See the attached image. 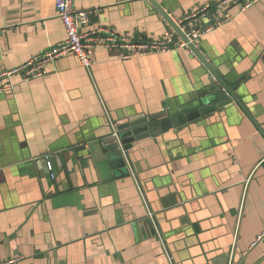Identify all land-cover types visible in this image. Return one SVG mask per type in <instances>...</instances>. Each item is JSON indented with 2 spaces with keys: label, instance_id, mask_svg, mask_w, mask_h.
I'll return each instance as SVG.
<instances>
[{
  "label": "crops",
  "instance_id": "obj_1",
  "mask_svg": "<svg viewBox=\"0 0 264 264\" xmlns=\"http://www.w3.org/2000/svg\"><path fill=\"white\" fill-rule=\"evenodd\" d=\"M156 1L176 23L206 6L204 27L231 16L198 49L264 132V0L224 14L222 0ZM74 7L93 12L83 33L160 40L170 28L149 0ZM65 39L56 0H0V73ZM93 60V79L68 54L42 78L14 75L0 95V263L170 264L171 255L174 264H264V246L251 247L264 229V137L252 121L232 105L136 142L130 165L143 202L132 174L118 177L100 149L79 159L75 149L106 138L111 123L180 110L198 100L210 75L187 49L126 60L99 49ZM60 153L67 159L57 160ZM47 156L52 173L37 164ZM171 198L177 204L164 208Z\"/></svg>",
  "mask_w": 264,
  "mask_h": 264
},
{
  "label": "built area",
  "instance_id": "obj_2",
  "mask_svg": "<svg viewBox=\"0 0 264 264\" xmlns=\"http://www.w3.org/2000/svg\"><path fill=\"white\" fill-rule=\"evenodd\" d=\"M74 1L75 0H56L57 16L63 23L66 32V39L55 47H51L43 53L33 57L25 65L11 71H4L0 73V95L5 93L6 84L10 82L14 75H21L24 82H30L32 80L42 78L48 74L50 67L53 66L59 58L68 54L74 55L78 59L80 65L85 68L91 79H93V54L99 49L116 53L119 59L123 60L135 57H144L151 53L167 52L177 49L190 50L188 44H193L198 48L199 42L207 33L228 23L231 20V16H224L223 18L218 19L216 22L208 24L204 27L202 25L203 20L210 10V6H206L201 10L187 15L181 22L177 23L179 29L188 40V43L179 37L172 27L169 28L164 37L160 40L138 39L133 41L127 38L118 37L115 33L109 30L83 33L82 28L90 23L93 12L91 10L75 9ZM261 1L262 0H222L217 5V9L223 14L228 8H236L238 11L244 12L247 9L257 5ZM190 52L192 53L191 50ZM106 114L108 116L107 111ZM111 129L113 136L117 139L119 145L123 149L116 130V126L112 123ZM122 151L128 163L131 174L135 179L143 202H145L141 188L138 185V181L132 173L128 156L124 150ZM45 159H48V156L45 157ZM49 170L52 173V167L50 165ZM54 177L55 176L52 174V179H54ZM147 209L149 213L148 215L150 219H152L153 214L150 212L149 208ZM154 227L155 231L158 232L155 224ZM157 235L163 244L162 237L159 233H157ZM258 245L264 246V229L256 236L251 244V247L253 248ZM168 259L170 264H174L173 257L171 255H168ZM20 260L21 258H14L0 264H18Z\"/></svg>",
  "mask_w": 264,
  "mask_h": 264
},
{
  "label": "water",
  "instance_id": "obj_3",
  "mask_svg": "<svg viewBox=\"0 0 264 264\" xmlns=\"http://www.w3.org/2000/svg\"><path fill=\"white\" fill-rule=\"evenodd\" d=\"M159 14L164 18V20L172 27L175 32L181 37L186 43L188 40L185 35L179 29L177 23L173 21L163 8V6L156 0H149ZM189 49L195 55V57L201 62L209 73V85L206 87L204 92H200L198 95V100H194L190 104L184 106L183 108H173L170 111H165L159 115H154L150 118H142L126 123H121L116 126V130L123 146V149L119 145L117 139L113 136L112 129L110 134L106 138L98 141H93L87 145H81L79 148L75 149V157L79 159L81 153L88 152V154L96 155L97 150L100 149L104 155V158L109 162L111 169L117 171L118 177H128L131 175L128 163L124 157L123 151L126 152L128 156L129 163L132 164L130 158V151L136 142H141L143 140L149 139L151 137H158L161 134L169 132L171 129L181 130L185 128L188 124L197 123L200 120L206 118H211L217 112L227 109L229 106L236 105L239 107L244 114L252 121L259 133L264 137V132L258 125V123L253 119V117L248 112L247 108L242 103L240 97L237 95L236 87L234 84H229L225 80L219 71L217 66L212 63L207 57H205L202 52L195 47L193 44H188ZM197 103V105H195ZM66 154L60 153L55 155V158L59 156H64L66 160ZM87 156V155H85ZM38 165L42 167L41 170L51 173L49 170V165L53 169V161L51 156L48 159L39 160ZM171 204L168 205L167 201L163 202V207L168 208L171 205H176L177 200L171 198ZM153 214L154 212L151 211ZM148 223L153 226L156 225L157 217L153 214L152 219H148Z\"/></svg>",
  "mask_w": 264,
  "mask_h": 264
}]
</instances>
